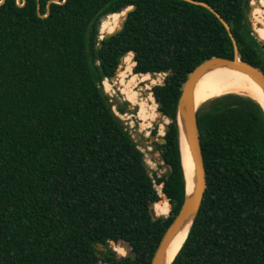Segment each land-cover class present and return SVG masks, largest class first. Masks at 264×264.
I'll return each instance as SVG.
<instances>
[{
	"label": "trees",
	"instance_id": "1",
	"mask_svg": "<svg viewBox=\"0 0 264 264\" xmlns=\"http://www.w3.org/2000/svg\"><path fill=\"white\" fill-rule=\"evenodd\" d=\"M48 1L0 4V264H150L185 194L181 87L204 60L233 57L213 12L240 60L264 73L250 0H193L213 12L185 0H65L38 17ZM260 1L253 21L264 20ZM132 65L131 76L165 74L150 90L169 121L152 143L160 176L116 122L112 106L123 114L128 103H110L100 85L116 71L123 85ZM196 124L206 188L171 264H264L263 110L225 94L200 105Z\"/></svg>",
	"mask_w": 264,
	"mask_h": 264
},
{
	"label": "water",
	"instance_id": "2",
	"mask_svg": "<svg viewBox=\"0 0 264 264\" xmlns=\"http://www.w3.org/2000/svg\"><path fill=\"white\" fill-rule=\"evenodd\" d=\"M3 0L0 1V4ZM65 0L58 1V0H50L46 5V13L41 15L39 13V5H37V15L40 18H44L47 16L49 12V3L56 2V3H63ZM189 3L196 4L203 6L213 12L207 5L204 3L196 2L193 0H185ZM258 0H255L257 3ZM24 2V0H23ZM18 6H22L19 4V0H16ZM133 6L127 8L124 12V18L119 22L118 28L109 34H104L102 38H108L117 32H119L124 25L125 18L129 11L133 10ZM252 5H249V12L247 16L250 15ZM216 18L221 22L223 27L225 28L233 46V57L232 59L220 58V57H211L209 59L204 60L199 65H197L186 77L182 87L181 93L177 101L176 105V123L178 127V132L182 131L186 144L188 146L189 154L191 157V161L193 164V187L190 193L186 192V184H185V194L182 205L179 209L178 214L173 219L172 223L169 225L167 230L165 231L158 247L156 248L153 257L151 259L150 264H165V250L167 249L168 244L175 236V234L187 223L191 224L193 222L194 217L196 216L199 206L202 201L203 193L206 188L205 182V169L203 164V159L201 155L200 145H199V135H198V128L196 124V111L199 108H195L193 106V88L199 77L207 72L208 70L218 68V67H226L229 69L237 70L241 73L247 75L257 86L260 87L262 94L264 96V74L261 70L256 67L249 65L240 60L238 49L235 43V40L230 32L229 26L221 19V17L213 12ZM251 35L260 43L264 44L263 40H259L257 35L254 31H252ZM100 47V45H98ZM112 79V78H111ZM110 79V80H111ZM102 82H100V85ZM259 105V104H258ZM260 106V105H259ZM261 107V106H260ZM263 110V109H262ZM264 113V111H263ZM161 115V113H159ZM116 122L120 124V120L116 117ZM138 133V132H136ZM165 141L164 139H160L159 143L163 144ZM189 231V230H188ZM113 244V242H112ZM176 255V254H175ZM175 257V256H174ZM174 259V258H173ZM171 260V262L173 261ZM171 262L169 264H171Z\"/></svg>",
	"mask_w": 264,
	"mask_h": 264
},
{
	"label": "bare ground",
	"instance_id": "3",
	"mask_svg": "<svg viewBox=\"0 0 264 264\" xmlns=\"http://www.w3.org/2000/svg\"><path fill=\"white\" fill-rule=\"evenodd\" d=\"M259 3L264 8V0H261ZM99 38L102 37L99 36ZM148 76V74L141 75L140 81L147 80ZM135 78L136 74L131 76V79L128 83H126V85H123V93L125 95V99L130 104L138 105L136 115L141 121V129H147L150 126L149 123L153 119L154 108L152 106H148V108L144 102L138 101L135 92L131 89L132 86H135L134 83L137 79ZM225 94H235L248 97L258 103L264 111V96L260 87L244 73L226 67H218L208 70L199 77L193 88V106L198 108L207 100ZM179 147L181 149L182 170H184L183 173L185 175L186 192L190 193L193 187V164L182 131H180L179 134ZM164 201L167 202L165 199ZM165 208L170 210L169 204H167ZM189 226V223L183 226L168 244L164 255L165 264H169L180 249L187 236Z\"/></svg>",
	"mask_w": 264,
	"mask_h": 264
},
{
	"label": "rangeland",
	"instance_id": "4",
	"mask_svg": "<svg viewBox=\"0 0 264 264\" xmlns=\"http://www.w3.org/2000/svg\"><path fill=\"white\" fill-rule=\"evenodd\" d=\"M252 1H255V0H250L249 5L252 4ZM248 12H249V7L247 9V14H248ZM246 18L248 20V23H249L252 31H254L253 28H254V26L257 25V23L262 22L264 24V20H262L261 19L262 17H261V18H259V20H256V19H255L256 21L254 20L256 22V25H254L255 23L251 18V13L249 16L246 15ZM263 24L261 25V27H264ZM130 54H131V60L130 61H132V63H133L132 53H130ZM120 65H121V63L119 64L117 71L120 69V67H121ZM133 65L131 66V70L129 71V73H127L126 76L123 78V82H124L123 85H126V83H128V81L131 79V74H133V72H132ZM117 71L115 72V75L112 77L111 80H104L109 84V87L105 86V88H104V86L101 84L103 91L106 94V96L109 98L110 103L118 104V105H122L123 102L128 103V106L126 107L125 113H123V114H119L118 112H116V107L113 105L112 108L115 112V116L125 126H127L134 142H136L138 148L143 153L144 162H145L149 172H153L157 176L165 174L166 167L160 161L159 156H158V152L156 150H154V146L152 145V143L158 141V139L161 136H163L165 126L167 125V123L169 121L166 118L162 117L159 114V112H157L156 104L151 99V91H150L154 85L162 83V80H163L165 74H153V75L148 74L149 76H148L147 80H145V81H140L141 75L136 74L137 79L135 78L136 79L135 83H134L135 86H132V88H131L132 91L135 92L138 101L144 102L146 104V107L152 106L154 108L153 109V111H154L153 119L149 123L150 126L147 129H141V121L137 118V115H136L137 110H138V105H135V104L132 105L125 99V95L123 93L124 86L119 83V78L117 77ZM154 126L156 127V134L152 135L150 133V131L153 129ZM136 132H138V133H136ZM157 189H159V187ZM159 195L161 197V200L165 199L162 194L159 193ZM165 206H167L166 202L164 203V208H165ZM116 252L119 255H126V252H121L119 250V247L116 248Z\"/></svg>",
	"mask_w": 264,
	"mask_h": 264
},
{
	"label": "built area",
	"instance_id": "5",
	"mask_svg": "<svg viewBox=\"0 0 264 264\" xmlns=\"http://www.w3.org/2000/svg\"><path fill=\"white\" fill-rule=\"evenodd\" d=\"M158 187H159V189H160V186H158ZM158 187H157V188H158ZM159 189H158V190H159Z\"/></svg>",
	"mask_w": 264,
	"mask_h": 264
},
{
	"label": "crops",
	"instance_id": "6",
	"mask_svg": "<svg viewBox=\"0 0 264 264\" xmlns=\"http://www.w3.org/2000/svg\"><path fill=\"white\" fill-rule=\"evenodd\" d=\"M256 20H258V19H256ZM257 28H259V27H257ZM254 29V28H253Z\"/></svg>",
	"mask_w": 264,
	"mask_h": 264
},
{
	"label": "flooded vegetation",
	"instance_id": "7",
	"mask_svg": "<svg viewBox=\"0 0 264 264\" xmlns=\"http://www.w3.org/2000/svg\"><path fill=\"white\" fill-rule=\"evenodd\" d=\"M264 74V73H263Z\"/></svg>",
	"mask_w": 264,
	"mask_h": 264
}]
</instances>
